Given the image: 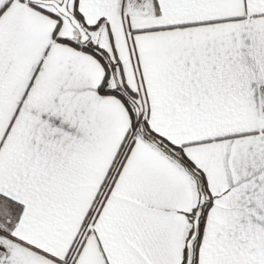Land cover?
<instances>
[{
    "label": "snow or ice",
    "instance_id": "snow-or-ice-1",
    "mask_svg": "<svg viewBox=\"0 0 264 264\" xmlns=\"http://www.w3.org/2000/svg\"><path fill=\"white\" fill-rule=\"evenodd\" d=\"M0 264H264V0H0Z\"/></svg>",
    "mask_w": 264,
    "mask_h": 264
}]
</instances>
